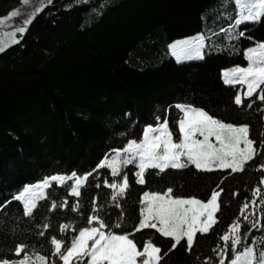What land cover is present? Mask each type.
I'll list each match as a JSON object with an SVG mask.
<instances>
[{"label": "trees", "instance_id": "obj_1", "mask_svg": "<svg viewBox=\"0 0 264 264\" xmlns=\"http://www.w3.org/2000/svg\"><path fill=\"white\" fill-rule=\"evenodd\" d=\"M20 3L0 0V18ZM239 16L236 0H55L0 52V264H64L93 228L129 236L141 263L148 244L160 250L156 264H219L225 254L228 264L249 247L261 256L264 97L238 103L243 86L223 73L249 69L247 51L264 44V14L242 24ZM198 34L203 58L178 61L171 44ZM190 107L245 128L253 154L236 169L149 167L141 182L147 131L167 124L178 139ZM57 176L66 181H52L27 213L16 197ZM168 191L203 204L220 191L214 223L192 244L143 225L145 194ZM89 258L90 248L70 264Z\"/></svg>", "mask_w": 264, "mask_h": 264}, {"label": "rangeland", "instance_id": "obj_2", "mask_svg": "<svg viewBox=\"0 0 264 264\" xmlns=\"http://www.w3.org/2000/svg\"><path fill=\"white\" fill-rule=\"evenodd\" d=\"M55 0H21L18 7L0 18V51L18 42L32 19L48 4ZM240 10L239 23L259 21L264 14V0H236ZM187 43H172L170 48L178 61L198 60L203 58L204 37ZM179 41V40H178ZM174 44V45H173ZM250 62L249 72L234 74L232 69L224 71V80L228 84H241L238 103L244 97H250L258 92V97H264V44L247 51ZM245 87V88H244ZM216 120L206 112L189 108L185 110V118L181 123V136L175 139L168 128L163 126L157 130L147 131L144 142L139 147L140 179L144 181L145 170L149 167L166 169L168 167H183L192 164L201 170H227L241 167V162L253 154L252 143L242 127H221ZM144 144V145H143ZM52 181L63 183L64 178L53 177L36 185L26 187L18 196L26 212L31 213L38 201L46 195V190ZM84 179L75 180L74 194ZM220 191L214 193L212 200L203 204L195 198L174 197L170 191L165 193H146L144 196L143 225L157 226L161 233L176 241L183 237L192 244L199 231L208 230L215 221ZM197 206V208H196ZM239 226L231 227L226 239L236 236ZM93 241L91 247L89 242ZM238 241H234V247ZM90 248L88 264H156L160 259V250L148 244L143 252L144 262L139 258L136 243L127 235L107 236L100 228L84 231L78 242L64 258V264L72 260L78 261ZM227 254L223 256L224 264ZM228 264H264V252L257 255L254 247H249L238 253Z\"/></svg>", "mask_w": 264, "mask_h": 264}, {"label": "crops", "instance_id": "obj_3", "mask_svg": "<svg viewBox=\"0 0 264 264\" xmlns=\"http://www.w3.org/2000/svg\"><path fill=\"white\" fill-rule=\"evenodd\" d=\"M196 37L198 38V36L196 35V36H194V37H190V38H186V39H182V40H179V41H177V42H175L174 44H178V43H181V42H183V44L184 43H187V42H189V41H192V40H194V39H196ZM173 44V45H174ZM203 47H204V45H203ZM202 47V48H203ZM1 52V51H0ZM144 145V144H143ZM196 208H197V206H196Z\"/></svg>", "mask_w": 264, "mask_h": 264}, {"label": "water", "instance_id": "obj_4", "mask_svg": "<svg viewBox=\"0 0 264 264\" xmlns=\"http://www.w3.org/2000/svg\"><path fill=\"white\" fill-rule=\"evenodd\" d=\"M61 249H62V244L61 243H57L56 244V253H60Z\"/></svg>", "mask_w": 264, "mask_h": 264}]
</instances>
